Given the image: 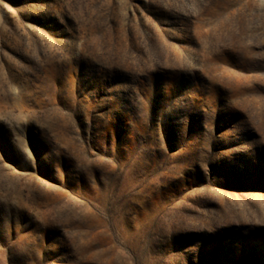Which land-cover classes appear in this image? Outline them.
<instances>
[{
  "label": "rangeland",
  "instance_id": "374dc122",
  "mask_svg": "<svg viewBox=\"0 0 264 264\" xmlns=\"http://www.w3.org/2000/svg\"><path fill=\"white\" fill-rule=\"evenodd\" d=\"M0 264H264V0H0Z\"/></svg>",
  "mask_w": 264,
  "mask_h": 264
}]
</instances>
